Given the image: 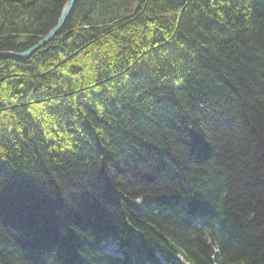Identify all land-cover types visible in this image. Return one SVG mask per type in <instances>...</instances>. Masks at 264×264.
I'll use <instances>...</instances> for the list:
<instances>
[{"label":"trees","instance_id":"1","mask_svg":"<svg viewBox=\"0 0 264 264\" xmlns=\"http://www.w3.org/2000/svg\"><path fill=\"white\" fill-rule=\"evenodd\" d=\"M65 1L0 0V52ZM161 261L264 264V0H76L0 57V264Z\"/></svg>","mask_w":264,"mask_h":264},{"label":"water","instance_id":"2","mask_svg":"<svg viewBox=\"0 0 264 264\" xmlns=\"http://www.w3.org/2000/svg\"><path fill=\"white\" fill-rule=\"evenodd\" d=\"M75 1L76 0H66L65 1L54 26L44 35L42 39H40L35 44H33L32 46L28 47L27 49L21 52L2 51L0 52V57L23 59L25 57L30 56L36 50L43 47L47 42H49L54 36H56L59 33L67 17L71 13Z\"/></svg>","mask_w":264,"mask_h":264},{"label":"rangeland","instance_id":"3","mask_svg":"<svg viewBox=\"0 0 264 264\" xmlns=\"http://www.w3.org/2000/svg\"><path fill=\"white\" fill-rule=\"evenodd\" d=\"M234 185H237V182ZM134 203L137 207L142 209L141 199H136L134 201ZM102 248H103L104 252H106L112 256L117 257V256L121 255L120 252L117 250V245L114 244L113 242L105 243L104 245L102 244Z\"/></svg>","mask_w":264,"mask_h":264}]
</instances>
